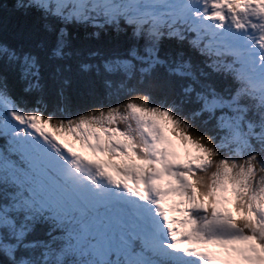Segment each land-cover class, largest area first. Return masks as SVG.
Returning a JSON list of instances; mask_svg holds the SVG:
<instances>
[{
	"label": "snow or ice",
	"instance_id": "snow-or-ice-1",
	"mask_svg": "<svg viewBox=\"0 0 264 264\" xmlns=\"http://www.w3.org/2000/svg\"><path fill=\"white\" fill-rule=\"evenodd\" d=\"M0 264H264V0H0Z\"/></svg>",
	"mask_w": 264,
	"mask_h": 264
}]
</instances>
